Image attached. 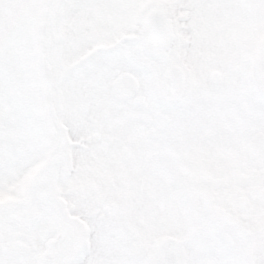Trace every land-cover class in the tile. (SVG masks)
<instances>
[{
  "label": "snow or ice",
  "instance_id": "obj_1",
  "mask_svg": "<svg viewBox=\"0 0 264 264\" xmlns=\"http://www.w3.org/2000/svg\"><path fill=\"white\" fill-rule=\"evenodd\" d=\"M0 264H264V0H0Z\"/></svg>",
  "mask_w": 264,
  "mask_h": 264
}]
</instances>
